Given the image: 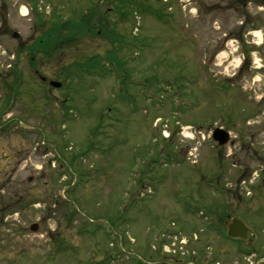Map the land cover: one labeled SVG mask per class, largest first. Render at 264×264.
Wrapping results in <instances>:
<instances>
[{
  "label": "rangeland",
  "instance_id": "1",
  "mask_svg": "<svg viewBox=\"0 0 264 264\" xmlns=\"http://www.w3.org/2000/svg\"><path fill=\"white\" fill-rule=\"evenodd\" d=\"M111 1L0 0L3 76L22 84L0 81L2 96L21 89L6 115L38 128L32 153L31 137H0V264H248L226 222L264 247V0H150L144 18L80 30ZM218 127L234 144L213 141Z\"/></svg>",
  "mask_w": 264,
  "mask_h": 264
},
{
  "label": "flooded vegetation",
  "instance_id": "2",
  "mask_svg": "<svg viewBox=\"0 0 264 264\" xmlns=\"http://www.w3.org/2000/svg\"><path fill=\"white\" fill-rule=\"evenodd\" d=\"M114 1L115 5L117 4V8L114 9L112 6L107 8V12L105 14H99L96 15L97 19L94 20L93 16L91 17L94 20V23H91L90 20H88V22L85 20V23H91L88 28H91L94 24L95 26L100 25V26H104L106 28V30H109V28H113V26L109 23V14L114 15L116 17L119 16V12L123 15V16H127V20L130 19L131 17H133V15L137 16V14L142 13V16H140L141 18L146 16V13H149V10L151 11V1L150 0H121L122 4L119 5L118 2L119 0H112ZM160 2L161 4H165V6L168 7V10L171 12H175L174 11V6L176 5H180V3L182 4L181 0H153V2ZM197 1L198 0H188V3L186 5L187 10H191V7L194 5H197ZM236 1L238 4H241L242 7H247L248 4H252L253 0H234ZM104 2V1H103ZM181 6V5H180ZM182 7V6H181ZM114 10V11H113ZM176 13V12H175ZM91 16V15H90ZM173 15H171L172 17ZM123 20V19H122ZM125 20V19H124ZM99 22H103L102 25L99 24ZM100 32V31H98ZM21 46H19L20 48ZM9 79V77H2L1 80L7 82ZM13 80V79H12ZM12 80L7 82L9 83L8 87H6V89L4 91L9 92L11 90L14 89L15 86H19L22 85L18 82L20 81H14L12 83ZM34 80V79H33ZM36 80V79H35ZM34 80V81H35ZM4 82V83H5ZM16 93L15 94H11V93H5L6 95L2 96V94H0V102H2L1 106H0V137L4 136L9 138L8 140L12 139V136L15 135L16 138L22 139L23 141L27 140L28 138L31 137V143L30 146L32 147L30 153L33 152V149L35 150V145H36V140H37V125L34 123H30L27 121V119H23L22 116L18 115L15 116V114H11V115H6V107H16L18 104V96H20V94L18 92L21 91V89H16L15 90ZM5 108V109H4ZM34 115V112L33 114ZM20 116V117H19ZM9 118V119H8ZM13 143V141H12ZM234 144V142L232 143ZM24 145V144H22ZM27 147H29L28 145H26ZM22 148L19 150V153L21 152ZM29 151H26V154H22L19 155L16 160L19 163H22V161L24 159H27V157L30 155ZM4 201L2 200V210L0 211V218L2 219L1 221H3L5 219V216H2V212L5 210V205H4ZM55 239V238H54ZM53 239V241H54ZM253 239L250 235V237L247 240H240V244L244 245L242 246V250H241V254L243 255L244 259L249 258V263L248 264H260V261H264V247L263 246H259V244H255L253 243ZM55 244V242H53ZM257 245V246H256ZM243 264H246V261H244L242 259ZM263 263V262H262Z\"/></svg>",
  "mask_w": 264,
  "mask_h": 264
},
{
  "label": "water",
  "instance_id": "3",
  "mask_svg": "<svg viewBox=\"0 0 264 264\" xmlns=\"http://www.w3.org/2000/svg\"><path fill=\"white\" fill-rule=\"evenodd\" d=\"M14 36L18 37V34L15 33ZM1 74H2V67L0 65V77H1ZM50 84L55 86V87L61 86V83L55 82V81H51ZM213 139L220 146H224V145L228 144L230 141V133H228L227 131H225L222 128H217L213 132ZM249 232H250L249 227L246 226V224L241 219H239L238 217H233L229 220L228 232H227L229 237L241 238V239L247 240L248 236H249Z\"/></svg>",
  "mask_w": 264,
  "mask_h": 264
},
{
  "label": "trees",
  "instance_id": "4",
  "mask_svg": "<svg viewBox=\"0 0 264 264\" xmlns=\"http://www.w3.org/2000/svg\"><path fill=\"white\" fill-rule=\"evenodd\" d=\"M82 22L83 21H80L79 24ZM72 26H74V24ZM57 27L58 26L54 27V29H46L42 33L40 38L35 42V44L29 47V52L32 55L31 57L34 58L35 54H38L39 48L46 50L48 48H52L55 43L64 40V38L67 39L66 36L62 35L64 33L63 30H65V28L63 29V27H67V25L59 26L61 27L60 29H58ZM66 32H70V29L66 28Z\"/></svg>",
  "mask_w": 264,
  "mask_h": 264
},
{
  "label": "bare ground",
  "instance_id": "5",
  "mask_svg": "<svg viewBox=\"0 0 264 264\" xmlns=\"http://www.w3.org/2000/svg\"><path fill=\"white\" fill-rule=\"evenodd\" d=\"M23 13H26V9L24 8L23 9ZM257 35L261 36V33L260 32H257ZM226 55V52H223L219 57L222 58Z\"/></svg>",
  "mask_w": 264,
  "mask_h": 264
}]
</instances>
